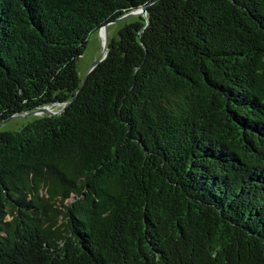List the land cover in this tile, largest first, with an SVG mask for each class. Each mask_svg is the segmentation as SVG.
<instances>
[{
    "label": "trees",
    "instance_id": "1",
    "mask_svg": "<svg viewBox=\"0 0 264 264\" xmlns=\"http://www.w3.org/2000/svg\"><path fill=\"white\" fill-rule=\"evenodd\" d=\"M68 101L0 131V264H264V0H0V124Z\"/></svg>",
    "mask_w": 264,
    "mask_h": 264
},
{
    "label": "rangeland",
    "instance_id": "2",
    "mask_svg": "<svg viewBox=\"0 0 264 264\" xmlns=\"http://www.w3.org/2000/svg\"><path fill=\"white\" fill-rule=\"evenodd\" d=\"M139 16L144 17L146 14L139 13L137 15L109 23L107 25V36L109 41L117 37L118 31L125 25V23H129ZM103 38L104 33H101V31L99 32V30L89 34L83 54L76 60V71L79 78L82 79L85 76L91 64L101 54L103 50ZM57 108L52 106L51 110L57 111ZM37 117H40V115H23L21 117L12 118L0 124V131L17 130Z\"/></svg>",
    "mask_w": 264,
    "mask_h": 264
},
{
    "label": "water",
    "instance_id": "3",
    "mask_svg": "<svg viewBox=\"0 0 264 264\" xmlns=\"http://www.w3.org/2000/svg\"><path fill=\"white\" fill-rule=\"evenodd\" d=\"M139 13L146 14V6H141V7H138V8H134L130 12H128L126 14H123L122 16H120L119 18H117L115 21L120 20V19H124V18H127V17H130V16H134V15H137ZM107 25L108 24L103 25L99 29V32L101 31V29L104 30L103 50H102L101 54L98 56V58L91 64V66L89 67V69L86 72L85 76L82 78L80 88L84 84V82H85V80H86L89 72L99 62H101L106 57V55H107V52H108V43H109V39H108V36H107ZM71 99H73V98H71ZM69 101H71V100H69ZM69 101L63 103V107L61 109H59L58 111H52L51 110V107H52L51 105H44V106L38 107L37 109L32 110L30 112H25V113H22V114H17V115H14L12 117H9L6 121H8V120H10L12 118L21 117L23 115H46V114L47 115H54V114H58V113H60L64 109V107L69 103Z\"/></svg>",
    "mask_w": 264,
    "mask_h": 264
},
{
    "label": "bare ground",
    "instance_id": "4",
    "mask_svg": "<svg viewBox=\"0 0 264 264\" xmlns=\"http://www.w3.org/2000/svg\"><path fill=\"white\" fill-rule=\"evenodd\" d=\"M101 33H104V30L103 29H101Z\"/></svg>",
    "mask_w": 264,
    "mask_h": 264
}]
</instances>
